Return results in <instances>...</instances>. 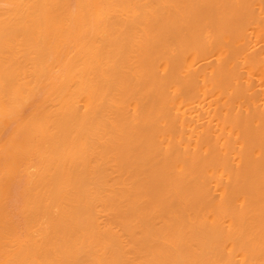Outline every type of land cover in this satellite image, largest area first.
Instances as JSON below:
<instances>
[{
	"label": "bare ground",
	"instance_id": "1",
	"mask_svg": "<svg viewBox=\"0 0 264 264\" xmlns=\"http://www.w3.org/2000/svg\"><path fill=\"white\" fill-rule=\"evenodd\" d=\"M0 264H264V0H0Z\"/></svg>",
	"mask_w": 264,
	"mask_h": 264
}]
</instances>
